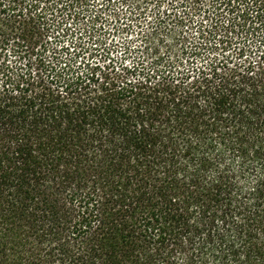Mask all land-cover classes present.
I'll list each match as a JSON object with an SVG mask.
<instances>
[{
	"label": "trees",
	"instance_id": "16d2710c",
	"mask_svg": "<svg viewBox=\"0 0 264 264\" xmlns=\"http://www.w3.org/2000/svg\"><path fill=\"white\" fill-rule=\"evenodd\" d=\"M114 2L0 0V264H264V0Z\"/></svg>",
	"mask_w": 264,
	"mask_h": 264
},
{
	"label": "rangeland",
	"instance_id": "374dc122",
	"mask_svg": "<svg viewBox=\"0 0 264 264\" xmlns=\"http://www.w3.org/2000/svg\"><path fill=\"white\" fill-rule=\"evenodd\" d=\"M109 2H110L113 6H115L116 8H117V7L121 8V7L119 6V3L114 2V0H109ZM95 3H96V2L90 1V6H91V5H94V8H96ZM91 7H92V6H91ZM122 9L124 10V9H126V7H123Z\"/></svg>",
	"mask_w": 264,
	"mask_h": 264
}]
</instances>
